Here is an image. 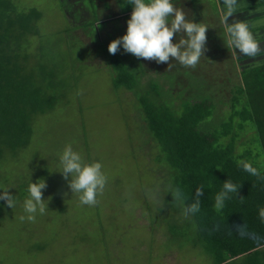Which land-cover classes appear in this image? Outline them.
<instances>
[{"label": "rangeland", "instance_id": "1", "mask_svg": "<svg viewBox=\"0 0 264 264\" xmlns=\"http://www.w3.org/2000/svg\"><path fill=\"white\" fill-rule=\"evenodd\" d=\"M15 2L19 9L39 12L35 32L27 35L24 46L36 74L39 63L45 71L57 70L61 82L56 91L62 98L34 119L30 143L1 163L0 187L14 193L15 206L1 211L0 264H212L204 247L185 240L193 233L191 215L186 218L181 205L175 209L179 202L169 203L168 191L162 190L167 183L154 176L158 149L143 129L133 93L112 83L115 69L108 61L114 55L108 45L127 30L126 19L113 16L119 11L115 1ZM205 7L212 4L184 0L177 8L186 19L208 24L211 12L205 13ZM210 39L212 44L221 42L216 36ZM204 55L203 67L219 73L207 79L217 89L213 98H229L237 72L221 65L222 55ZM115 56L124 62L134 57L122 46ZM142 60L148 67L143 77L163 76L161 70L168 68V63ZM67 144L85 161L102 164L107 183L95 206L82 204L59 172V156ZM38 179L46 181L42 191L48 208L29 222L24 200L29 183ZM143 195L148 197L145 203ZM173 224L170 234H181L176 241L169 236Z\"/></svg>", "mask_w": 264, "mask_h": 264}, {"label": "trees", "instance_id": "2", "mask_svg": "<svg viewBox=\"0 0 264 264\" xmlns=\"http://www.w3.org/2000/svg\"><path fill=\"white\" fill-rule=\"evenodd\" d=\"M114 1L119 11L113 16L123 17L127 24L133 5L127 0ZM183 1L171 0L175 7ZM18 7L15 0H0V166L30 143L34 119L53 110L62 98L56 91L61 82L57 70L45 71L39 63L36 74L24 46L27 35L35 32L33 22L39 12L34 7ZM194 21L207 26L196 18ZM208 31L207 26L205 53L222 55L221 65L238 74L229 89V98H213L217 89L209 86L207 79L219 73L203 67L205 56L194 69L170 60L168 68L161 70L163 76L143 77L148 69L143 58L134 56L124 62L114 55L108 61L115 69L112 83L135 97L143 129L158 149L153 154L159 164L154 176L167 183L162 190L168 191L169 203L177 202L170 190L182 189L188 198L185 203L189 204L196 189L203 187L200 211L191 215L188 224L193 233L185 240L204 247L212 264H264V220L259 215L264 208V61L240 63L229 44L225 49L212 44L214 38H210L215 36ZM179 39L175 36L174 42ZM240 161L251 163L260 175L246 172ZM40 162L43 164L44 159ZM225 180L240 187L237 194H229L218 211L215 196ZM147 200L143 195V202ZM6 205L0 200V215L8 208ZM179 205L184 208L179 203L175 209ZM237 225H244L248 235H240ZM173 227L174 224L169 228V236L176 241L181 234H170Z\"/></svg>", "mask_w": 264, "mask_h": 264}, {"label": "clouds", "instance_id": "3", "mask_svg": "<svg viewBox=\"0 0 264 264\" xmlns=\"http://www.w3.org/2000/svg\"><path fill=\"white\" fill-rule=\"evenodd\" d=\"M236 2L237 0H225L229 13ZM127 3L133 5L127 20V30L124 35L109 43L110 54L115 55L122 46L125 52L137 58L154 60L157 63L176 60L180 65L193 69L201 56H205L207 26L186 19L184 11L175 7L171 0H127ZM227 32L231 37L228 44L234 46L242 55L256 57L261 52L260 44L246 23L235 22L228 27ZM175 34H182L176 42ZM59 161V172L68 182L71 192L79 194L82 204L95 206L98 202L97 196L103 193L107 183L102 164L98 161H85L82 155L73 149L72 144L65 145ZM239 163L249 174L260 175L251 163ZM46 187L44 179L29 183V195L23 205L29 222H35L37 212L42 215L48 208L42 191ZM239 187L230 180H225L223 189L215 196V208L219 211L224 206V201L230 198L229 194H237ZM0 190V200H4L9 208H13L15 199L9 188ZM170 192L174 201L184 205L183 214L186 218L200 211L199 197L203 194L202 186L196 189L195 198L189 204L185 203L188 198L182 189L176 188ZM259 215L261 220H264V208L260 209ZM20 219L23 221L25 217L21 216ZM235 228L240 235H248L244 225H237Z\"/></svg>", "mask_w": 264, "mask_h": 264}, {"label": "crops", "instance_id": "4", "mask_svg": "<svg viewBox=\"0 0 264 264\" xmlns=\"http://www.w3.org/2000/svg\"><path fill=\"white\" fill-rule=\"evenodd\" d=\"M212 8L205 7L203 10L210 16V23L207 24L208 32L221 40L217 48H226L231 39L227 32L229 26L235 22H243L249 26L256 40L261 46V52L256 57L242 55L234 46H231L232 53L237 61L242 64L264 61V0H237L236 5L229 13L225 0H212ZM206 9V10H205ZM211 10V11H210Z\"/></svg>", "mask_w": 264, "mask_h": 264}]
</instances>
